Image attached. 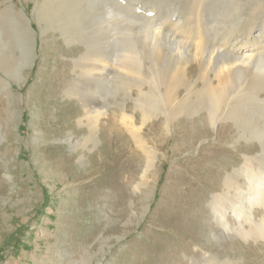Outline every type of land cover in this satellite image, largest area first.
I'll return each instance as SVG.
<instances>
[{
  "label": "rangeland",
  "instance_id": "obj_1",
  "mask_svg": "<svg viewBox=\"0 0 264 264\" xmlns=\"http://www.w3.org/2000/svg\"><path fill=\"white\" fill-rule=\"evenodd\" d=\"M51 1L0 0V264H264V84L214 71L264 0Z\"/></svg>",
  "mask_w": 264,
  "mask_h": 264
},
{
  "label": "bare ground",
  "instance_id": "obj_2",
  "mask_svg": "<svg viewBox=\"0 0 264 264\" xmlns=\"http://www.w3.org/2000/svg\"><path fill=\"white\" fill-rule=\"evenodd\" d=\"M54 1H58V0H53V2ZM50 2H52V1L50 0ZM101 2L103 3V5H105L103 1H101ZM66 10H67V12L70 11V9H66ZM95 14H96V17H98L97 10H95ZM240 16H241V14L238 15V17H240ZM70 20L72 21L74 19L72 17H70ZM111 24L112 23H110V27H111ZM101 26H99V28H101ZM107 28H109V23H108ZM255 28H256L255 25L250 28V30L247 32V35H248V37L246 36L247 38H240V37L231 38L232 40L230 39L229 41H230V45L232 48L229 51H224L223 53H221L220 50H217L216 52H214L218 56L223 57L221 59L220 63H218L216 65V67L214 68V71L216 72V74L218 76L221 77V79L223 78V80H224V78H225L226 79L225 81L230 85H231V82L233 81V80L230 81V79H232V78L233 79L239 78L238 82L240 84L244 83L245 82L244 80L246 79V77L244 78V80H243V77L247 73H251L252 74L251 76L254 77V79L256 80V82L258 84H264V62H260V64H257L254 61L255 58H257V57L261 58V56H262L261 55L262 51H258V49H259L258 45L261 43V41L259 40L261 38V35H260L261 32L259 31V32H257V34H254ZM158 29L153 28V35H150L148 32L143 33L144 45L147 47L150 46V49L153 52H155L156 56H159L162 54L161 48L163 47L162 40H161L162 30L160 28H158ZM20 40H22L21 35H20ZM173 49H175V48L173 47ZM193 55H194V57L200 56V52L196 50L193 53ZM23 59H24V53H23V58L21 59V61H23ZM185 63H186V61H185ZM92 75H94V74H92ZM98 76H99V74L96 75L97 78L95 80H99ZM230 77H232V78H230ZM1 80L4 81L2 78H0V81ZM156 82H157V80L155 77V83ZM237 87L241 88L240 91H243L244 89L247 90L246 86L245 87L239 86V84H238ZM240 88H238V89H240ZM214 96L216 99L217 95L214 94ZM254 129H255L254 130L255 135H257L259 137L260 136L262 137L264 135V129L261 130L258 127H255ZM250 183H251V187L249 186L250 191H249V196H248L249 197L248 198L249 205L253 206L254 203H262L264 205V171H262V168H260L259 172H251L250 173L249 184ZM236 196H237V198L232 199L231 202L224 199L218 205V207H220V208L217 211L221 212V210H224L223 213L221 212L223 219H225V214H226L227 210H229V209L234 211L235 214L240 216V217L241 216L244 217L247 214V211L249 210L248 205L246 203H244L243 201H241L242 198L240 200H238V198H239L238 194ZM212 201H213L212 207L217 208L216 204H218V202H219L218 195L213 196ZM261 220H262L261 226L264 227V217ZM221 223L223 225H225L226 227L228 225V222L226 220H224ZM261 232L264 233V228L261 230Z\"/></svg>",
  "mask_w": 264,
  "mask_h": 264
}]
</instances>
